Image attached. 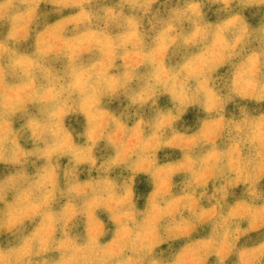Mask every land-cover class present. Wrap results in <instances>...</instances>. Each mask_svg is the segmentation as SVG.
<instances>
[{"label": "rangeland", "instance_id": "374dc122", "mask_svg": "<svg viewBox=\"0 0 264 264\" xmlns=\"http://www.w3.org/2000/svg\"><path fill=\"white\" fill-rule=\"evenodd\" d=\"M0 264H264V0H0Z\"/></svg>", "mask_w": 264, "mask_h": 264}]
</instances>
